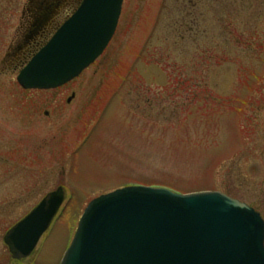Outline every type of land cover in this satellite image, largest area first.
<instances>
[{"label":"rangeland","instance_id":"374dc122","mask_svg":"<svg viewBox=\"0 0 264 264\" xmlns=\"http://www.w3.org/2000/svg\"><path fill=\"white\" fill-rule=\"evenodd\" d=\"M31 7L0 0V264H16L6 232L59 188L61 214L18 264H60L86 206L125 187L219 191L264 220V0H124L100 59L46 92L3 63Z\"/></svg>","mask_w":264,"mask_h":264},{"label":"water","instance_id":"95a60500","mask_svg":"<svg viewBox=\"0 0 264 264\" xmlns=\"http://www.w3.org/2000/svg\"><path fill=\"white\" fill-rule=\"evenodd\" d=\"M123 0H82L74 14L17 76L24 90L56 89L78 77L112 39ZM46 8L31 33L56 15ZM63 203L48 194L4 237L13 259L28 257ZM61 264H264V221L219 192L177 195L129 187L85 209Z\"/></svg>","mask_w":264,"mask_h":264},{"label":"flooded vegetation","instance_id":"af4514ba","mask_svg":"<svg viewBox=\"0 0 264 264\" xmlns=\"http://www.w3.org/2000/svg\"><path fill=\"white\" fill-rule=\"evenodd\" d=\"M78 1L79 0H75V3ZM50 34L51 33H37L35 35L34 33H28L19 41V43L16 44L15 47L9 49L3 63L8 62L11 64L13 70L16 72L28 60V58L44 44ZM73 99L74 97L72 100ZM71 101L67 104H70Z\"/></svg>","mask_w":264,"mask_h":264},{"label":"trees","instance_id":"16d2710c","mask_svg":"<svg viewBox=\"0 0 264 264\" xmlns=\"http://www.w3.org/2000/svg\"><path fill=\"white\" fill-rule=\"evenodd\" d=\"M189 2H191V1H189ZM184 22H185V21L180 22V23L177 22V24H178V25H185V23H186V26L188 27V23H187V22L184 23ZM181 23H182V24H181ZM188 31H189V30H188Z\"/></svg>","mask_w":264,"mask_h":264}]
</instances>
